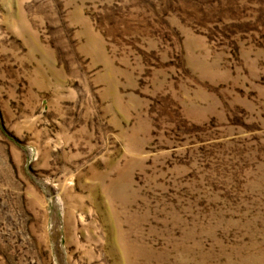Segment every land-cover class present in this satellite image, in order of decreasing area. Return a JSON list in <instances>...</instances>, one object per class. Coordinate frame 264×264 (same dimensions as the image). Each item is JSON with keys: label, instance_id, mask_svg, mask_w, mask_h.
I'll return each mask as SVG.
<instances>
[{"label": "rangeland", "instance_id": "obj_1", "mask_svg": "<svg viewBox=\"0 0 264 264\" xmlns=\"http://www.w3.org/2000/svg\"><path fill=\"white\" fill-rule=\"evenodd\" d=\"M0 264H264V0H0Z\"/></svg>", "mask_w": 264, "mask_h": 264}]
</instances>
